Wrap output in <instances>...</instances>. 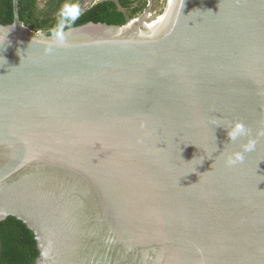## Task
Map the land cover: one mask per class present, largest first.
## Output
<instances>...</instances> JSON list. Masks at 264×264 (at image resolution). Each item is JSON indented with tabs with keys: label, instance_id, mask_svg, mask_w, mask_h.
I'll use <instances>...</instances> for the list:
<instances>
[{
	"label": "water",
	"instance_id": "1",
	"mask_svg": "<svg viewBox=\"0 0 264 264\" xmlns=\"http://www.w3.org/2000/svg\"><path fill=\"white\" fill-rule=\"evenodd\" d=\"M13 5L0 220L34 231L37 264H264V0H167L53 35Z\"/></svg>",
	"mask_w": 264,
	"mask_h": 264
},
{
	"label": "trees",
	"instance_id": "2",
	"mask_svg": "<svg viewBox=\"0 0 264 264\" xmlns=\"http://www.w3.org/2000/svg\"><path fill=\"white\" fill-rule=\"evenodd\" d=\"M19 2L25 25L49 35L89 21L125 24L145 8L143 0H101L77 14L72 9L61 13L58 9L40 11L38 0ZM13 20V0H0V23L10 24ZM39 254L35 233L23 220L12 215L0 220V264H37Z\"/></svg>",
	"mask_w": 264,
	"mask_h": 264
},
{
	"label": "rangeland",
	"instance_id": "3",
	"mask_svg": "<svg viewBox=\"0 0 264 264\" xmlns=\"http://www.w3.org/2000/svg\"><path fill=\"white\" fill-rule=\"evenodd\" d=\"M92 0H39L40 11H54L58 9L59 13L69 9L74 10L77 14L91 6ZM167 0H143L145 8L137 16V19L144 18L148 20L158 15Z\"/></svg>",
	"mask_w": 264,
	"mask_h": 264
},
{
	"label": "clouds",
	"instance_id": "4",
	"mask_svg": "<svg viewBox=\"0 0 264 264\" xmlns=\"http://www.w3.org/2000/svg\"><path fill=\"white\" fill-rule=\"evenodd\" d=\"M99 1H101V0H92L90 2H92L91 5H93V4H95L96 2H99ZM137 16L129 18V19H137ZM227 130H228V137H229L230 141H236L240 137L248 135V130H247L246 125L243 122H239V121L236 122L231 127V129H227ZM253 148H254V143L250 140L248 143L243 145V152L251 151ZM243 152L233 153L229 157V159L227 160L228 165L229 166H234L235 164L242 162L243 161Z\"/></svg>",
	"mask_w": 264,
	"mask_h": 264
},
{
	"label": "flooded vegetation",
	"instance_id": "5",
	"mask_svg": "<svg viewBox=\"0 0 264 264\" xmlns=\"http://www.w3.org/2000/svg\"><path fill=\"white\" fill-rule=\"evenodd\" d=\"M38 5H39V0H38ZM134 5H135V3H134ZM73 20V19H72Z\"/></svg>",
	"mask_w": 264,
	"mask_h": 264
}]
</instances>
